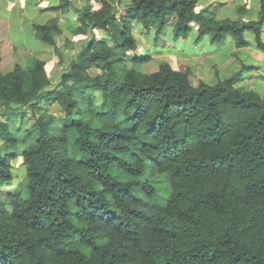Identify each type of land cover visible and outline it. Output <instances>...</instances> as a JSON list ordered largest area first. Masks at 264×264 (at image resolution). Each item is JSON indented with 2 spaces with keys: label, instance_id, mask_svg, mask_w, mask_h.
Segmentation results:
<instances>
[{
  "label": "trees",
  "instance_id": "trees-1",
  "mask_svg": "<svg viewBox=\"0 0 264 264\" xmlns=\"http://www.w3.org/2000/svg\"><path fill=\"white\" fill-rule=\"evenodd\" d=\"M198 1L131 0L121 11L120 0H59L58 15L76 11L74 33L86 38L52 89L45 60L4 70L0 52V111L11 119L43 99L64 110L38 116L22 152L0 118V264H264V93L237 86L240 72L195 84L189 67L167 60L142 68L153 56L138 51L136 21L159 37L172 19L176 38L196 21L198 41L230 35L237 47L252 31L264 51V0L257 20L217 19L218 5L199 10ZM34 28L64 61L59 17ZM20 155L26 178L14 192ZM150 175L167 178L165 203Z\"/></svg>",
  "mask_w": 264,
  "mask_h": 264
},
{
  "label": "crops",
  "instance_id": "crops-1",
  "mask_svg": "<svg viewBox=\"0 0 264 264\" xmlns=\"http://www.w3.org/2000/svg\"><path fill=\"white\" fill-rule=\"evenodd\" d=\"M73 1L77 4V0ZM120 1L121 2L119 3L118 7L121 11H123L124 7L131 2V0ZM214 3L218 5L216 13L217 19H238L240 17L244 18L245 20L259 19L258 9L260 8V0H199L197 7L199 10H206L211 4ZM58 4L59 0H0V52L2 53L3 58L4 56L12 55L10 52L13 51L15 52L17 57L15 61H11L12 65L16 62H19L25 67H31L33 58L38 57L46 61L47 67V58L53 57V55L56 53V50L55 47L50 44L44 42L43 44L36 43V39H38L39 41L41 40L37 38L34 25L36 23L50 24L55 17H59V25L62 29V32L56 34L55 39L57 46L61 50L62 48L57 42V37L62 36L64 34L69 36L71 38L70 40H73L76 36V34L74 33V28L79 25L78 13L76 11L71 10L68 12H61L58 15L57 11L55 10ZM81 4V7H83V5L85 4V0H82ZM241 5H246L247 8L256 9L257 13H253L252 17L247 19L245 15H240L238 11V7ZM27 21H30L31 25H33L34 40L32 41L31 46L19 47V49H17V47L14 45V37L12 36L14 35L13 26L15 24L21 32H24V25ZM199 28L200 24L196 21H193L191 23L190 31L185 36H180L176 38L173 32L172 20L171 23H167L166 27L163 30V33L158 37L154 28L146 29L142 25V23L136 21L134 23V34L138 39L139 47L141 36L143 38L146 37V39L149 38L150 42L154 44V46H144L143 50H139L138 47V51L140 52H145L144 50H147L149 48H152L153 52L161 51L163 49L162 42L164 40H167V45L165 44V46L168 48H173L174 51L182 50L184 55L187 54L188 56L195 57L197 59L202 57L203 63L207 71H210L211 67L209 66H212L214 64L223 67L224 65L231 66L230 71L224 68L222 73H219L218 77H216V79L213 81L207 79L209 76L207 74L200 76L198 80L202 79L210 84H215L221 79H225L229 76L234 75L236 72H240L239 77L236 79V84L238 83V81H241L242 83L243 81L245 82V80L249 83L247 84L246 82V84L243 83L242 85L237 86H249L254 88L251 84L254 81L257 83L255 77L259 76L261 68H264V51L257 47L255 34L252 31H247L246 37L250 41V44L242 47H237L234 38L229 35L223 44L216 45L217 47L221 46L220 49L222 51V53H220L221 59L219 61H216L214 60V53L207 52V49H210V46H213L215 44L211 43L209 35H204L202 39L198 41L197 38L199 35ZM96 35L98 38L101 39L102 37L107 36V33L101 29H96ZM163 36L164 38L162 39ZM262 38L264 40L263 28ZM26 40L27 38H24V41ZM154 47H156V49H154ZM10 49L12 51H9ZM252 51L258 52L262 56V59L253 57ZM60 61L61 60L59 57V62ZM193 63H196V59L193 60ZM190 70L192 72L191 68ZM250 76V79L246 78ZM258 85L261 86L262 90H258L256 88L254 89L258 90L260 93L263 94L264 83H258Z\"/></svg>",
  "mask_w": 264,
  "mask_h": 264
},
{
  "label": "rangeland",
  "instance_id": "rangeland-1",
  "mask_svg": "<svg viewBox=\"0 0 264 264\" xmlns=\"http://www.w3.org/2000/svg\"><path fill=\"white\" fill-rule=\"evenodd\" d=\"M81 3H82V0H77V4L79 6L76 3L75 4L78 7H81V5H82ZM97 6L98 5L96 3H94V7H97ZM216 13H217V11H216ZM253 13L256 14L257 10L251 9V11L249 13H246L245 16L248 19V18L252 17ZM171 21H172V19L169 22L171 23ZM24 26H25L24 32H21L15 24L13 26L14 35H12V36L14 37V45L17 47V49H19V47L31 46L32 41L34 40L33 39L34 38V35H33L34 29H33V25H31V22L27 21ZM262 28L264 29V23L262 24ZM24 38H27V40L24 41ZM85 38H86L85 36H80V35L77 36L76 35L74 37V39L71 40L73 42V43H71L72 49L70 48V50H69L68 46L66 47V44L70 41L71 38L67 35H64V34L62 36L57 37V42H58L59 46L62 48L63 55L66 57V59L64 61L59 62V56L56 53L53 55V57L47 58L48 59L47 70H48L50 77H51V80H52V85L49 87V89L54 88L59 83L60 78H61V74L67 69L71 60L76 57L77 53L79 52V50L81 48L82 43L85 41ZM163 38H164V36L162 37V39ZM36 43L43 44V42L39 41L38 39H36ZM165 44L167 45V40H164L162 42L163 49L161 51H154L153 52L152 48L144 50V51H148L153 56L151 61L142 65V68L145 71H154V70L158 69L161 61L167 60L176 69L184 70L186 68V66L187 67L190 66V68L192 69L191 80L193 81V83L196 84L198 81V78H200V76L207 74V75H209L207 79L210 81H213L216 79V77H218L219 73H222L224 68L228 69L229 71L231 70L230 65H228V66L224 65V67H223V66H219L217 64H214L212 66L208 65L209 67H211V70L207 71L205 68V65L203 63L202 57L197 59L195 57L188 56L187 54L184 55L182 50L174 51L173 48H168L165 46ZM150 45L154 46V44L150 42L149 38L146 39V37L143 38L141 36L139 50H143L144 46H150ZM216 45L217 44L210 46L211 48L207 49L208 50L207 52L214 53V56H215L214 60L219 61L221 59L220 53H222V51L220 49L221 46L217 47ZM154 49H156V47H154ZM9 51H12V50L10 49ZM193 51H197V50H193ZM10 53L12 55L7 54L8 56H4V58H3L4 61L2 63V67L4 70L11 69L13 66L11 61H15V59L17 57L15 52L12 51ZM252 55H253V57H257V58L262 59L261 58L262 56L256 51H252ZM194 59H196L195 64L193 63ZM96 72H97L96 69H94V68L91 69V73L94 74ZM246 78L250 79L251 76L246 77ZM255 79H256L257 83L254 81L251 85L258 90H262L261 86L258 85V83H261V84L264 83V68L263 67L261 68L260 75L255 77ZM246 82H247V84L249 83L246 80H245V82L243 81L242 83H241V81H238L237 85H242L243 83L246 84ZM96 94L98 97L97 101H99L100 100L99 95H101V93L99 91H96ZM77 96L79 98H81L84 95L81 93H78ZM39 107L40 108H37L36 110L30 109L25 114H18V115L14 114L13 115L14 117H12L11 119L8 118V115L6 113L2 112L3 110L0 111V118L2 120H7L10 122V127L15 132V134L18 138L17 147L14 148L13 150H18L19 152H22L26 146H28L29 144H31L32 142L35 141V139L38 135V132L34 131L32 134H28L27 131H28L29 127L34 123L35 119L38 116H40L41 114L54 115V117L57 118V120L64 116V110H63L61 103L59 101H56L55 99H43L39 103ZM0 142H2L1 139H0ZM12 163H13V172L15 174V179H14V185L11 186L9 188V190L17 192L18 187H19V183L26 178V165H25L24 159L21 155L16 157L15 159H13ZM113 171H114L116 176L123 178V179H127V175L124 172H122L121 170L114 168ZM150 179L153 180V183L155 184V186L157 188V193L155 195L156 200L160 203H165V201L167 200V198L170 194V186H169V182H168L167 178L165 177V175H157V176L150 175ZM6 192H7L6 190L4 191V189L0 188V199L5 198ZM23 192L25 194L24 190H23Z\"/></svg>",
  "mask_w": 264,
  "mask_h": 264
}]
</instances>
